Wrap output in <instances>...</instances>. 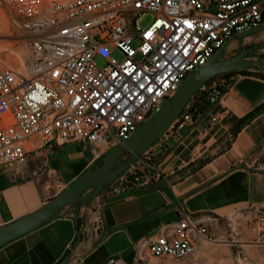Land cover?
<instances>
[{
  "label": "built area",
  "instance_id": "2783aa9c",
  "mask_svg": "<svg viewBox=\"0 0 264 264\" xmlns=\"http://www.w3.org/2000/svg\"><path fill=\"white\" fill-rule=\"evenodd\" d=\"M0 9L26 39L25 71L0 58V170L25 166L36 151L52 145L108 151L235 35L264 25V0H0ZM147 15L153 20L142 27ZM240 77L220 75L195 92L158 144L105 188L108 194L155 186L164 174L165 137L193 131L205 117L198 135L207 133L224 114L212 113V107ZM233 138L229 133L227 142ZM41 189L53 198L66 188L55 180L41 183ZM202 218L179 213L175 222L161 224L134 246L137 264L148 257L178 262L216 240ZM241 219V228L229 220L223 227L264 245V209L246 208Z\"/></svg>",
  "mask_w": 264,
  "mask_h": 264
},
{
  "label": "crops",
  "instance_id": "0c3cea01",
  "mask_svg": "<svg viewBox=\"0 0 264 264\" xmlns=\"http://www.w3.org/2000/svg\"><path fill=\"white\" fill-rule=\"evenodd\" d=\"M229 51L227 46L226 58ZM254 72L233 73L241 77L212 107V113L224 114L207 133L198 135L205 117L193 131L184 128L165 137L164 174L155 186L125 195L105 189L87 203L66 207L50 222L1 247L0 264H59L72 250L68 264H137V242L161 224L178 220L179 213L203 216L216 240H233L235 235L222 223L229 220L241 228L246 208L264 209V80ZM229 133L234 134L230 143ZM70 149L74 152L68 153ZM106 152L87 144L52 145L36 151L25 166L1 169L0 228L52 199L41 183L58 180L67 188ZM200 160L207 162L200 167ZM181 164L190 166L180 169Z\"/></svg>",
  "mask_w": 264,
  "mask_h": 264
},
{
  "label": "water",
  "instance_id": "95a60500",
  "mask_svg": "<svg viewBox=\"0 0 264 264\" xmlns=\"http://www.w3.org/2000/svg\"><path fill=\"white\" fill-rule=\"evenodd\" d=\"M264 32V25L253 27L235 35L237 54L225 57L227 45L216 52L203 66L188 73L171 99H164L158 109L120 144L110 148L98 166L91 167L79 175L70 186L49 200L37 211L0 228V248L35 231L50 222L58 213L71 205H81L99 196L118 176L133 164L147 149L160 140L182 114L191 96L209 81L224 74L254 69L264 75L259 61L248 60L246 55L254 47L243 50L246 38ZM123 160V162H122ZM77 223V221H75ZM80 241L77 237L75 245ZM73 250L59 264H68Z\"/></svg>",
  "mask_w": 264,
  "mask_h": 264
},
{
  "label": "rangeland",
  "instance_id": "374dc122",
  "mask_svg": "<svg viewBox=\"0 0 264 264\" xmlns=\"http://www.w3.org/2000/svg\"><path fill=\"white\" fill-rule=\"evenodd\" d=\"M152 20L153 16L147 15L140 25L147 27ZM248 38H246L248 40H243L245 43H242V49L254 47V50L246 55L247 59L259 61L264 67V32ZM25 43V37L14 28L0 9V58L5 63L21 66L25 58ZM133 46H135V43ZM228 46L230 51L227 58L237 54V41L235 39L231 40ZM114 57L118 60L121 59L118 52H114ZM97 65L102 67L103 62L97 60ZM250 70L256 72L254 69ZM158 141L155 144H158ZM73 152L71 149L68 151V153ZM143 264H264V245L255 244L240 237H235L233 240L230 238L219 239L203 243L197 252L178 262H157L148 257Z\"/></svg>",
  "mask_w": 264,
  "mask_h": 264
},
{
  "label": "trees",
  "instance_id": "16d2710c",
  "mask_svg": "<svg viewBox=\"0 0 264 264\" xmlns=\"http://www.w3.org/2000/svg\"><path fill=\"white\" fill-rule=\"evenodd\" d=\"M248 70V69H247ZM247 70H242L241 72H245ZM234 72L230 73V74H233ZM251 74V73H250ZM225 75V74H224ZM227 75V74H226ZM253 75H256L258 78H261L264 80V75L258 71L254 72ZM248 119V118H247ZM247 119H244V120H247ZM243 120V121H244ZM103 157V156H102ZM102 157L99 159L98 163L96 164V166H98L99 162L101 161ZM207 162V160H200L199 161V166L202 167L205 163ZM95 166V167H96ZM68 255V254H67Z\"/></svg>",
  "mask_w": 264,
  "mask_h": 264
},
{
  "label": "bare ground",
  "instance_id": "6f19581e",
  "mask_svg": "<svg viewBox=\"0 0 264 264\" xmlns=\"http://www.w3.org/2000/svg\"><path fill=\"white\" fill-rule=\"evenodd\" d=\"M228 46V45H227ZM6 64H8V63H6ZM18 67V71L19 72H23V71H25V67L23 66V64L21 65V66H17Z\"/></svg>",
  "mask_w": 264,
  "mask_h": 264
},
{
  "label": "flooded vegetation",
  "instance_id": "af4514ba",
  "mask_svg": "<svg viewBox=\"0 0 264 264\" xmlns=\"http://www.w3.org/2000/svg\"><path fill=\"white\" fill-rule=\"evenodd\" d=\"M122 162H123V160H122Z\"/></svg>",
  "mask_w": 264,
  "mask_h": 264
}]
</instances>
